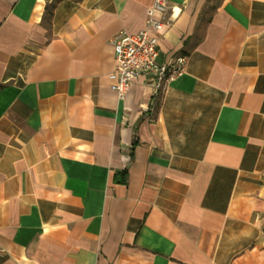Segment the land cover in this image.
Returning a JSON list of instances; mask_svg holds the SVG:
<instances>
[{"label":"crops","instance_id":"1","mask_svg":"<svg viewBox=\"0 0 264 264\" xmlns=\"http://www.w3.org/2000/svg\"><path fill=\"white\" fill-rule=\"evenodd\" d=\"M155 1L0 0V264H264V0H167L120 101Z\"/></svg>","mask_w":264,"mask_h":264},{"label":"built area","instance_id":"2","mask_svg":"<svg viewBox=\"0 0 264 264\" xmlns=\"http://www.w3.org/2000/svg\"><path fill=\"white\" fill-rule=\"evenodd\" d=\"M170 5L156 0L148 11L146 27L137 33L122 31L112 39L116 67L109 75L110 87L124 101L132 84L145 77L154 94H164L170 84L186 72L187 57L169 63L159 62L161 40L168 28L166 21ZM159 13L160 17H155Z\"/></svg>","mask_w":264,"mask_h":264}]
</instances>
